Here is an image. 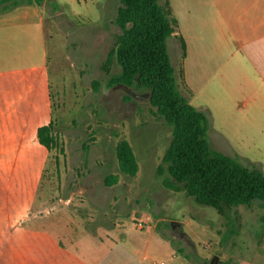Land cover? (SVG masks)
<instances>
[{
  "label": "rangeland",
  "instance_id": "374dc122",
  "mask_svg": "<svg viewBox=\"0 0 264 264\" xmlns=\"http://www.w3.org/2000/svg\"><path fill=\"white\" fill-rule=\"evenodd\" d=\"M164 2L170 0H159ZM35 5L42 34L31 24L30 36L3 40L4 57L10 55L7 46L18 44L33 48L35 64H41L43 52L45 61L35 75V114L19 116L26 127L22 137L5 146L0 158V264H264L261 203L219 214L163 186L158 169L171 127L155 115L148 97L128 99L110 85L120 71L116 62L110 73L102 70L121 33L115 23L119 4ZM180 38H168V52L183 95L208 118L210 145L264 172V139L242 118V103L233 104L230 87L216 83L214 55L204 61L201 77L194 50L196 79L187 87ZM13 60L17 63L14 54ZM14 79L7 80L9 87ZM48 123L51 148L37 139V129ZM123 139L137 162L133 176L121 171L116 156ZM110 175L118 181L108 186Z\"/></svg>",
  "mask_w": 264,
  "mask_h": 264
},
{
  "label": "trees",
  "instance_id": "16d2710c",
  "mask_svg": "<svg viewBox=\"0 0 264 264\" xmlns=\"http://www.w3.org/2000/svg\"><path fill=\"white\" fill-rule=\"evenodd\" d=\"M42 1L0 0V14L21 5H40ZM115 1L119 4L115 23L121 33L102 70L110 73L112 63L116 62L120 71L110 78V85H125L138 95L148 93L155 115L171 127V139L158 169L163 186L184 192L197 205L211 207L219 214L238 206L250 207L254 202L264 207V172L212 148L206 114L191 105L179 88L167 48V40L177 25L169 3ZM180 39L184 56L185 43ZM125 97L132 98L127 93ZM37 139L45 148L54 145L50 123L37 129ZM116 156L121 171L135 175L137 162L126 140L118 142ZM117 181V176L110 175L105 184L110 186Z\"/></svg>",
  "mask_w": 264,
  "mask_h": 264
},
{
  "label": "crops",
  "instance_id": "0c3cea01",
  "mask_svg": "<svg viewBox=\"0 0 264 264\" xmlns=\"http://www.w3.org/2000/svg\"><path fill=\"white\" fill-rule=\"evenodd\" d=\"M169 5L171 16L177 22L173 35L180 36L185 43L182 66L187 87L191 89L196 79L194 50L200 54L201 77L206 69L204 61L210 54L214 55L216 83L230 87L233 104L242 103V118L264 139V0H170ZM31 24H38L42 34L43 17L35 4L21 5L0 14V158L5 155V146L22 137L19 132L26 127L20 125L19 116L29 118L35 114L38 81L35 75L44 68L45 53L39 65L32 60V47L7 46L10 55L3 54V40L16 41L24 32L30 36V28L35 27ZM31 35L35 38L34 29ZM12 78H15V90L7 82ZM5 138L11 143L5 145Z\"/></svg>",
  "mask_w": 264,
  "mask_h": 264
},
{
  "label": "water",
  "instance_id": "95a60500",
  "mask_svg": "<svg viewBox=\"0 0 264 264\" xmlns=\"http://www.w3.org/2000/svg\"><path fill=\"white\" fill-rule=\"evenodd\" d=\"M116 87L121 88L125 93H127L128 95H130L132 98L143 99V98L149 97V94L148 93L138 95L134 91H132L130 88H128L127 86L122 85V84L116 85Z\"/></svg>",
  "mask_w": 264,
  "mask_h": 264
},
{
  "label": "built area",
  "instance_id": "2783aa9c",
  "mask_svg": "<svg viewBox=\"0 0 264 264\" xmlns=\"http://www.w3.org/2000/svg\"><path fill=\"white\" fill-rule=\"evenodd\" d=\"M158 264H166L165 262H160V263H158Z\"/></svg>",
  "mask_w": 264,
  "mask_h": 264
}]
</instances>
